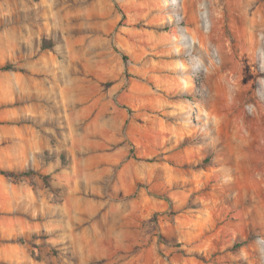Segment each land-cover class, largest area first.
Returning <instances> with one entry per match:
<instances>
[{
	"label": "rangeland",
	"instance_id": "obj_1",
	"mask_svg": "<svg viewBox=\"0 0 264 264\" xmlns=\"http://www.w3.org/2000/svg\"><path fill=\"white\" fill-rule=\"evenodd\" d=\"M17 1L74 126L59 94L0 120L50 143L0 138V170L35 173L0 174V264H264V0Z\"/></svg>",
	"mask_w": 264,
	"mask_h": 264
},
{
	"label": "crops",
	"instance_id": "obj_2",
	"mask_svg": "<svg viewBox=\"0 0 264 264\" xmlns=\"http://www.w3.org/2000/svg\"><path fill=\"white\" fill-rule=\"evenodd\" d=\"M19 11L20 3L18 4L17 0H0V22L6 17L8 20L9 18L11 19L9 23H5L0 27V66L8 61H20L19 65L16 66L17 69L0 71V88L11 91L6 97L10 98L8 101H5L4 97L0 96V120L13 121L22 117L35 116L55 117L56 112L48 104L44 94H59L62 96L66 115L72 128L74 126L72 107L75 100L73 98L74 95L70 99H68V95L75 91L74 79L65 77L64 82H61L57 79L58 77H36L39 70L47 67H56L61 73L63 66L54 55L49 57L44 54L34 59V55L30 52L31 47L26 50L23 48L24 44L31 43L32 34L26 24L15 22V17ZM21 69L29 70L30 74L24 73ZM34 96H40V101L33 100ZM11 135H15L14 138L20 141L21 146L19 145L16 150H1L7 158L11 157L10 152L12 151L20 154V156H25L26 159L33 158L36 153L50 147L48 139L30 124H14L6 135L0 132V138L10 137ZM19 249L20 246L18 245L2 249L0 258L11 260ZM13 258L15 259L14 261L20 262V259H16L17 255Z\"/></svg>",
	"mask_w": 264,
	"mask_h": 264
},
{
	"label": "trees",
	"instance_id": "obj_3",
	"mask_svg": "<svg viewBox=\"0 0 264 264\" xmlns=\"http://www.w3.org/2000/svg\"><path fill=\"white\" fill-rule=\"evenodd\" d=\"M50 47H47V49H49ZM3 70H10L12 69V66L11 65H7L5 67L2 68ZM0 174L1 175H4V176H7V177H10V178H21V177H30L31 175L35 174L33 171H29V172H23L21 174H16L14 172H11V171H3V170H0Z\"/></svg>",
	"mask_w": 264,
	"mask_h": 264
}]
</instances>
